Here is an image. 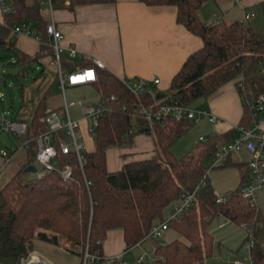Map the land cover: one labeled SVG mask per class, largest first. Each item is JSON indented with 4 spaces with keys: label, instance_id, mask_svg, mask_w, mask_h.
Wrapping results in <instances>:
<instances>
[{
    "label": "trees",
    "instance_id": "16d2710c",
    "mask_svg": "<svg viewBox=\"0 0 264 264\" xmlns=\"http://www.w3.org/2000/svg\"><path fill=\"white\" fill-rule=\"evenodd\" d=\"M51 8H68L86 3H113L115 0H48ZM146 5H174L177 22L202 40V47L192 52L172 77L169 90H153L133 94L121 79L104 69H97V81L92 83L100 101L110 108L98 120L94 150L86 153V163L79 168L73 155L62 156L60 164L71 163L73 176L62 180L57 172L42 179L25 182L23 169L27 161L0 188V264H18L20 258L33 251V241L40 240L73 253L81 258L86 244L91 251L102 249L109 230L121 229L126 249L134 247L151 227L164 221L165 210L182 195L192 190L203 176L209 159L215 156L220 143L231 140L236 132L214 136L183 155L176 157L172 146L189 128L186 118L165 117L152 125L140 115L138 106L154 108L155 101L191 106L206 98L226 82L235 80L238 93L264 91V31H256L250 23L206 22L198 11L206 0H139ZM12 11L4 14L0 24V48H12L18 62L28 66L40 63L51 55L41 0H9ZM23 21L37 25V37L42 40L40 52L30 57L15 46L14 23ZM71 65V61L64 66ZM91 60L83 63L90 67ZM57 76V73H56ZM43 98L36 105L27 124L26 138L33 139L46 131V107ZM124 106V108H122ZM250 125L249 112L243 107L238 126ZM150 135L154 153L151 157L125 162L117 171H109L106 151L110 147L133 144V134ZM28 150L35 155L31 141ZM227 160L219 167L227 166ZM242 174L241 185L249 182ZM86 181L89 185H86ZM208 179L197 193L188 210L178 219L168 220L169 228L182 238L157 244L154 253L157 264H204L213 255L214 238L207 230L218 216L237 224H246V241L253 264H264V214L250 205L238 193V188L225 193V201L217 203Z\"/></svg>",
    "mask_w": 264,
    "mask_h": 264
},
{
    "label": "crops",
    "instance_id": "0c3cea01",
    "mask_svg": "<svg viewBox=\"0 0 264 264\" xmlns=\"http://www.w3.org/2000/svg\"><path fill=\"white\" fill-rule=\"evenodd\" d=\"M64 3L68 4V0H64ZM6 5L11 7V4ZM44 5L48 8L49 12L48 16L44 12L43 14L48 18L49 22L53 21L56 28L62 33L63 37L60 44L65 49L75 48L79 53L77 58L71 60V65H66L65 68L74 69L78 66H83L84 62L96 58L103 62L105 65L104 70H107L121 80L143 78L150 81L153 77L159 78L158 85L154 87L149 82L148 88L162 93L168 92L172 77L180 69L186 58L192 52L202 47L203 44L200 37L192 34L182 24L177 22V8L174 5H146L139 0H115L113 3H86L76 5L73 10L68 8H51L50 10L48 0ZM208 10H210V13H208ZM246 10L256 12V16L252 19L255 22L253 21L254 24H251L254 29L255 26L264 24V0H206L200 7L198 14L206 22H243V15ZM234 11H237L236 13H239L240 16H232V12ZM3 21L4 13L0 4V24H3ZM23 22L30 24V28L34 27L32 31L34 34L28 36L17 34L15 46L21 52L32 57L40 52L43 43L42 40L37 39L36 23L30 21ZM16 24L19 23H14L11 27ZM255 30L257 31V29ZM51 41L52 39L49 37L48 46ZM35 44H37V47H35ZM63 54L66 55L64 62H68L70 58L67 51L65 50ZM49 56L52 57L51 55ZM88 85L94 88L92 84ZM193 103L199 106L195 108L206 110L218 119L215 123H210L205 118L198 122L203 121L206 123L205 135L208 139L214 136H223L238 127L243 113V104L236 88L235 80L226 82L208 97L200 98ZM260 129L264 131V121L260 124ZM150 138L151 143H153L151 136ZM136 139L137 144L145 142L143 138ZM196 143H198L197 140ZM86 150L88 149L86 148ZM93 150L94 145L87 152ZM133 151L130 148L128 152H124L122 160L117 161L114 169L108 166L106 151L108 170L117 171L125 162L151 157L154 153V145L152 144V151L146 155H137V153H132ZM243 152L247 154L245 161H240V159L238 161L234 160V154H232L228 158L229 164L227 165H235L239 169L240 182H242V174H245L250 181L247 168V161L250 156L247 152ZM129 154L133 155L128 158L127 155ZM178 202L168 207L169 212ZM223 219L219 224L221 228L235 224L224 217ZM132 248L126 249L122 230L113 229L107 232L106 238L102 242L101 253L105 256L122 254L124 257L125 253ZM38 254L37 252L33 253L34 261L39 260ZM145 260L142 264L145 263ZM151 260L149 259V262ZM221 264H231V261L225 259L221 261Z\"/></svg>",
    "mask_w": 264,
    "mask_h": 264
},
{
    "label": "built area",
    "instance_id": "2783aa9c",
    "mask_svg": "<svg viewBox=\"0 0 264 264\" xmlns=\"http://www.w3.org/2000/svg\"><path fill=\"white\" fill-rule=\"evenodd\" d=\"M2 11L4 14L11 12V7L7 6L4 0H0ZM49 8L51 10V4L49 2ZM256 16V12L253 10H246L243 15V22L248 23ZM14 34L31 35L33 32L30 28V24L22 22L11 27ZM46 33L48 37L52 39L49 46L53 51V62L57 66V80L58 89L62 91L64 95L65 86L73 87L82 84H92L97 81V69H105V65L102 61L96 58L91 59L90 67L78 66L67 75L63 74L62 54L66 50L70 60L79 56L78 51L75 48L65 49L60 41L62 39V33L56 28L53 21H50L46 25ZM38 40H40L37 37ZM264 73V67L262 68ZM91 73V77L85 74ZM159 78L153 77L150 81L143 78L123 79L122 82L133 94H140L149 92L153 95V90L148 88V83L155 87L159 84ZM243 91L240 94L243 107L249 112L250 125L247 127L238 126L234 137L226 142H222L218 145L215 156L208 160L207 168L200 178L195 187L184 193L175 206L170 211V217L164 221L153 225L148 232L135 246H140L145 241H153L161 238L163 233L169 228L168 220L178 219L183 213H185L192 201L196 198L197 193L206 185L209 179V172L211 169L216 168L224 164L232 154L240 152H247L249 154V160L247 161V168L250 176V181L243 183L238 193L240 196L248 200L250 205L261 211V206L258 203L259 190L261 192L264 188V131L260 129V124L264 121V91L257 94H248L244 89L242 83H239ZM65 96V95H64ZM109 100H115V96L105 98L99 102L97 107L88 105L81 100L76 104L80 107L81 112L91 119L94 127L97 126L99 118L105 113L109 112L110 108L105 105V102ZM65 115L67 122H62L59 114L56 110H47L44 118L47 129L40 133L33 139L26 138L27 124L17 122L7 117H1V127L5 131L14 132L20 137H25L26 141L23 148L27 149L31 141L35 145L34 161L40 167L36 168L35 175L37 179L44 178L51 172H57L62 180H69L73 176V166L71 163L60 164V158L62 156L73 155L79 168H83L86 163V147L81 144L79 140L82 138L79 122L71 120L68 112V103L65 100ZM154 108L138 106L136 111L142 115L150 125L154 121L160 120L165 117H171L173 119L186 118L194 124L198 123L202 119H207L210 123H215L218 119L209 114L206 110L199 108H193L191 106H182L177 103H162L161 101L154 102ZM124 108V106L122 107ZM206 138L200 136L197 140L198 143L206 142ZM19 150V149H18ZM0 155L5 157V161L9 162L13 154L5 150H0ZM36 167V166H35ZM86 185L89 182L86 181ZM215 200L217 203L225 201V197L215 194ZM263 213V212H262ZM245 231V237H247L248 229L246 224L240 225ZM249 248L251 241L247 240ZM134 246V247H135ZM30 252L27 256L20 258L18 264H53L46 257L39 255V260L34 261ZM149 258V255L142 254L136 259L137 264H142L145 257ZM81 264H127L123 260V255L105 256L100 250L91 251L88 244L82 251V263ZM231 264H253V260L250 255L243 261L235 260Z\"/></svg>",
    "mask_w": 264,
    "mask_h": 264
},
{
    "label": "rangeland",
    "instance_id": "374dc122",
    "mask_svg": "<svg viewBox=\"0 0 264 264\" xmlns=\"http://www.w3.org/2000/svg\"><path fill=\"white\" fill-rule=\"evenodd\" d=\"M6 4H10L9 0H5ZM47 0H43V12L48 16V8L44 5ZM237 11L232 12V16L239 17ZM210 13V10H208ZM213 13V12H212ZM211 17V16H210ZM255 20L248 23L254 24ZM257 25V24H256ZM262 25V26H260ZM255 26L257 31H263L264 24ZM34 28V27H33ZM33 28L31 30L33 31ZM14 34V33H13ZM34 32L32 33V35ZM15 37L17 34H14ZM34 46V45H33ZM37 47V44H35ZM63 74L67 75L73 71V68H65L64 58L66 55L62 54ZM71 60H69L70 62ZM16 52L12 48H0V118L7 117L17 122L28 124L33 116V111L38 102L43 98L47 91L45 99L46 110H56L62 122H67L65 115V102L69 104L68 112L71 120H77L80 125L82 138L79 142L88 149H92L94 141L97 137V130L94 127L90 118L86 117L76 104L81 100L88 105L97 107L100 101V95L97 90L88 84L79 85L75 87L65 86L64 95L58 89L57 80V66L53 62V58L49 55L42 57L40 63H30L28 66L17 63ZM193 108L197 104L191 105ZM199 107V106H197ZM206 123L201 121L198 124L190 122L188 130L179 137L172 146V151L176 157H182L186 153L192 151L198 143L200 135L206 138ZM136 138L145 139L144 143L137 144ZM208 140V137L206 138ZM26 138L20 137L14 132L5 131L1 127L0 121V150L8 151L13 154L9 162L5 161V157L0 155V188L3 186L12 175L21 170L24 164L29 161L39 170L40 167L34 161L33 153L30 149L23 148ZM200 142L199 144H202ZM151 138L147 134L134 133L133 144L114 146L107 149L108 166L114 169L117 161L122 160V154L133 149L132 153L137 155L149 154L152 151ZM19 149V150H18ZM131 153V152H129ZM120 155V156H119ZM133 154L127 155L129 158ZM247 154L241 152L234 154L233 159L245 161ZM120 158V159H118ZM114 164H113V163ZM209 178L215 194L225 197L227 191L236 189L241 186L239 169L235 165L224 167H216L210 170ZM22 179L25 182L35 181L36 175L32 172L22 174ZM258 203L261 206V212L264 214V188L258 192ZM263 206V207H262ZM165 218L170 217L169 209L165 210ZM223 217H216L208 225L207 230L211 232L214 238V253L211 257L205 260L204 264H221V261L229 259V261L240 260L243 261L250 255L249 243L246 241L244 229L237 224L229 227L221 228L219 224L223 221ZM117 230V229H115ZM174 238H182L181 235L170 227V229L163 233V236L157 240L145 241L140 247H134L125 253L123 260L127 264H136V258L142 254L149 255L145 257L144 264H157V256L154 253V248L157 244L168 243ZM33 251L42 254L53 264H81L80 257L70 253L60 246L46 243L40 240H34ZM149 259H152L149 262Z\"/></svg>",
    "mask_w": 264,
    "mask_h": 264
},
{
    "label": "water",
    "instance_id": "95a60500",
    "mask_svg": "<svg viewBox=\"0 0 264 264\" xmlns=\"http://www.w3.org/2000/svg\"><path fill=\"white\" fill-rule=\"evenodd\" d=\"M35 171H36V167L33 164H29L23 169L24 173H27V172L35 173Z\"/></svg>",
    "mask_w": 264,
    "mask_h": 264
},
{
    "label": "snow or ice",
    "instance_id": "6c2138e0",
    "mask_svg": "<svg viewBox=\"0 0 264 264\" xmlns=\"http://www.w3.org/2000/svg\"><path fill=\"white\" fill-rule=\"evenodd\" d=\"M87 75H88L89 77H91V73H88Z\"/></svg>",
    "mask_w": 264,
    "mask_h": 264
},
{
    "label": "bare ground",
    "instance_id": "6f19581e",
    "mask_svg": "<svg viewBox=\"0 0 264 264\" xmlns=\"http://www.w3.org/2000/svg\"><path fill=\"white\" fill-rule=\"evenodd\" d=\"M87 74H85V76H86ZM32 257H33V254H32Z\"/></svg>",
    "mask_w": 264,
    "mask_h": 264
}]
</instances>
